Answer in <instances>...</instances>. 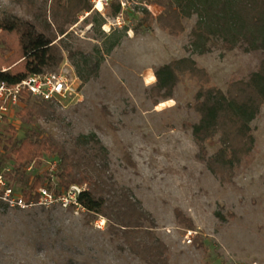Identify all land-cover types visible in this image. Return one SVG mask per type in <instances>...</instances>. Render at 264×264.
<instances>
[{
	"label": "rangeland",
	"instance_id": "rangeland-1",
	"mask_svg": "<svg viewBox=\"0 0 264 264\" xmlns=\"http://www.w3.org/2000/svg\"><path fill=\"white\" fill-rule=\"evenodd\" d=\"M52 3L35 0L30 6L0 0L2 9L56 34L66 48L62 65L78 78L76 91L53 103L54 112L25 119L17 106L0 122V170L8 181L26 192L36 173L45 175L46 170L26 165L20 175L15 172V156L4 147L11 145L8 138L13 134L15 140L33 131L52 135L71 153L89 154L97 144L79 136L94 132L109 150L110 172L117 184L129 186L155 217V232L169 246L170 264H264V105L251 122L256 140L253 162L232 183H222L196 158V82L182 79L168 99L150 91L158 66L189 55L226 90L232 77L245 78L257 68L259 53L239 43L227 47L214 36L206 42L210 51H190L196 13L183 17L180 35L157 24L148 28L136 11L128 13L121 26L110 25L114 9L105 16L81 12L61 34ZM89 52L100 61L99 74L83 81L76 63ZM216 149V144L209 146L210 153ZM0 264L148 263L109 231L102 215L74 206L33 205L0 208Z\"/></svg>",
	"mask_w": 264,
	"mask_h": 264
},
{
	"label": "trees",
	"instance_id": "trees-1",
	"mask_svg": "<svg viewBox=\"0 0 264 264\" xmlns=\"http://www.w3.org/2000/svg\"><path fill=\"white\" fill-rule=\"evenodd\" d=\"M32 6L35 0H13ZM163 7L155 17L145 7L137 9L140 22L151 28L154 24L169 34L180 35L184 29L183 17L198 14L193 30L190 51H210L207 39L220 38L227 47L240 44L249 52L259 53L256 69L247 77H232L226 90L213 82L209 71L191 56L173 59L158 66L156 81L151 86L153 95L168 99L174 97L178 83L188 78L198 88L192 104L198 114L193 124L192 138L197 146L196 158L222 183H232L238 173L247 168L256 154V140L251 122L264 105V0H151ZM91 0H53L54 20L63 26L75 21L78 15L92 9ZM116 15L119 8H113ZM101 24L98 25V28ZM62 40V38H60ZM66 48L57 41L56 34L39 30L35 21L0 7V81L16 85L32 73L56 71L60 68ZM98 57L92 52L82 53L76 63L83 81L97 78ZM158 103V101L156 102ZM19 115L25 119L54 112V104L25 94ZM8 117H4L6 120ZM14 131V127L10 125ZM8 138L4 145L15 156V172L20 175L26 165L44 167L45 175L36 173L30 190L24 192L28 201L38 199V188H51L47 163L58 160L56 190H67L72 185L86 184L78 195V202L90 214L102 215L109 231L121 237L126 247L148 264H170L169 246L155 232L157 222L133 190L118 185L110 172L109 150L96 133L83 134L97 144L89 154H73L52 135L36 131L15 140ZM217 149L209 152V146ZM19 177V176H18ZM18 188V187H17ZM5 207V206H2ZM0 207V208H2ZM177 212L181 215L180 210Z\"/></svg>",
	"mask_w": 264,
	"mask_h": 264
},
{
	"label": "built area",
	"instance_id": "built-area-1",
	"mask_svg": "<svg viewBox=\"0 0 264 264\" xmlns=\"http://www.w3.org/2000/svg\"><path fill=\"white\" fill-rule=\"evenodd\" d=\"M91 2L93 6L90 12L97 11L103 16L109 9L119 8L117 14L113 15L110 21V25L113 26H121L128 13L143 7L149 9L154 16H158L163 11L162 6L151 2V0H91ZM90 12L87 11L86 14ZM77 79L70 69H65L61 64L56 71L32 73L13 86L0 81V122L4 121L5 116L9 117L11 111L20 105L25 94L52 103L61 102L70 97L76 91L75 82ZM58 166L57 159L48 161L47 171L53 186L51 188L45 185L39 187L36 201H28L22 189L8 181L5 173L0 170V207L27 208L40 205L50 208L57 205L64 208L74 206L84 209L78 202V195L87 188V185H72L67 190L57 191Z\"/></svg>",
	"mask_w": 264,
	"mask_h": 264
},
{
	"label": "bare ground",
	"instance_id": "bare-ground-1",
	"mask_svg": "<svg viewBox=\"0 0 264 264\" xmlns=\"http://www.w3.org/2000/svg\"><path fill=\"white\" fill-rule=\"evenodd\" d=\"M154 8H155V7H154ZM150 76H151L152 78H155V75H154L153 72H150Z\"/></svg>",
	"mask_w": 264,
	"mask_h": 264
}]
</instances>
